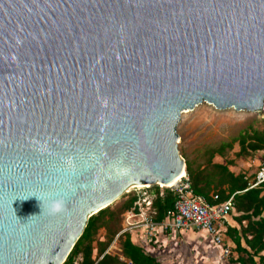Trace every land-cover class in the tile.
I'll return each instance as SVG.
<instances>
[{
    "label": "water",
    "instance_id": "water-1",
    "mask_svg": "<svg viewBox=\"0 0 264 264\" xmlns=\"http://www.w3.org/2000/svg\"><path fill=\"white\" fill-rule=\"evenodd\" d=\"M203 102L264 109V0H0V264H64L91 216L187 174Z\"/></svg>",
    "mask_w": 264,
    "mask_h": 264
},
{
    "label": "trees",
    "instance_id": "trees-1",
    "mask_svg": "<svg viewBox=\"0 0 264 264\" xmlns=\"http://www.w3.org/2000/svg\"><path fill=\"white\" fill-rule=\"evenodd\" d=\"M235 143L240 146L237 157L264 151V127L262 130H244L232 141L207 145L197 156L184 157L186 172L193 192L203 195L209 202L214 203L212 194L215 193L220 201L233 197V210L239 213L236 219L240 223L248 221L241 231L249 249L242 248L240 240L237 242L240 252L238 261L241 264H264V186L250 188L251 182L244 173L230 169L235 162L227 158ZM217 157L224 161H217ZM152 189L154 196L151 197L150 216L154 221L161 222L173 208L177 192L172 188L162 191L159 185ZM123 197L125 199L120 204L110 205L89 218L82 236L64 264H161L142 245L132 241L128 230L123 231L124 215L128 212L139 213L138 202L142 198L136 193L124 194ZM100 230L105 231L103 240L98 238ZM229 232L235 230L229 228ZM116 237L119 252L112 253L108 248Z\"/></svg>",
    "mask_w": 264,
    "mask_h": 264
},
{
    "label": "rangeland",
    "instance_id": "rangeland-1",
    "mask_svg": "<svg viewBox=\"0 0 264 264\" xmlns=\"http://www.w3.org/2000/svg\"><path fill=\"white\" fill-rule=\"evenodd\" d=\"M263 127L264 109L261 112L238 111L234 108L221 110L209 103L203 102L193 110L182 114L181 120L177 125V133L179 134L178 150L182 157H195L207 145H217L223 141H232L233 138L239 136L244 130H262ZM239 149V144L235 143L234 149L228 154L227 159L235 162L238 169L251 174L264 161V152H251L246 156L237 157ZM217 159L224 161L220 157H217ZM154 186L131 187L125 194L136 193L140 194L143 198L146 192L148 196L152 197L154 196L152 189ZM159 187L162 191L170 188L164 184H160ZM124 199L125 197L122 196L112 206L120 204ZM148 214H150L149 211ZM127 220L128 216L126 213L123 220L124 229L128 227L129 223ZM132 222H134V219H132ZM193 231L202 232L198 229H193ZM176 234L181 240L183 239L181 231H178ZM98 238L102 240L105 238L104 230H100ZM149 245L153 248L152 251L155 255L166 264H201L197 259L198 254L187 243H179L177 246L169 243L161 246L160 243H155L153 240L150 241ZM108 250H111L113 253L119 252V240L117 241V237L113 240Z\"/></svg>",
    "mask_w": 264,
    "mask_h": 264
},
{
    "label": "built area",
    "instance_id": "built-area-1",
    "mask_svg": "<svg viewBox=\"0 0 264 264\" xmlns=\"http://www.w3.org/2000/svg\"><path fill=\"white\" fill-rule=\"evenodd\" d=\"M258 186H264V161L258 166L255 177L250 183V188ZM170 188L176 190L177 197L166 218L161 222L154 221L148 214L151 198L144 196L138 202L143 220L131 225V228L144 226V234L148 237L152 236L156 230L162 233H174L182 230L198 229L205 232L214 245L221 250V258L227 264H241L238 261L239 257L232 251L231 246L226 241L229 219L234 208L233 197L223 203L211 204L203 195L193 192L187 174ZM121 259L123 258L121 257Z\"/></svg>",
    "mask_w": 264,
    "mask_h": 264
},
{
    "label": "crops",
    "instance_id": "crops-1",
    "mask_svg": "<svg viewBox=\"0 0 264 264\" xmlns=\"http://www.w3.org/2000/svg\"><path fill=\"white\" fill-rule=\"evenodd\" d=\"M216 160L219 162H223L218 159ZM230 169L234 172L244 173L249 178L250 182H252V180L254 179L255 173L257 171L256 169V170H253L251 174H248L247 172L238 169V166L236 165V163H234V165L233 164L230 165ZM246 170L249 171L248 168H246ZM145 195H147L146 192L144 193V196ZM217 197L218 195L216 193L212 194V201H214V203H211V202L210 203L211 204L223 203L229 199L228 198L225 201H220V198L219 197L217 198ZM140 212L139 213H135V212L127 213V216H128L127 221L129 224H128V227L125 228L123 231H126V230L130 231L132 241L136 244L142 245L146 249L147 252L157 257L158 260L161 262V264H166V263L163 262L161 258L156 256L155 253L152 251L153 248L149 245L150 241L154 240L155 243H160L161 246L167 245L169 243L176 245V246L179 243H187L190 246H192V248H194V252L198 254L197 259L199 260L198 261L199 263L201 264H227V262L221 258V250L214 245V243L206 235L205 232L199 233V232L193 231V229L182 230L181 233H182L183 239L181 240L179 236L176 234L177 232L162 233L161 231L156 230L152 236L148 237V236H145L144 234V226L131 228V225H134L143 220V215H141ZM238 215L239 213H237L235 210L231 212L230 219H229V226L226 232V241L231 246L232 251L239 257L240 252L237 249V242L239 240H240L242 248H247V249L249 248L245 242V238L243 237L242 231H241L242 227L245 228L247 226L248 221L244 220L242 221V223H240L236 219ZM263 217H264V214H263ZM132 219H134V222H132ZM229 228H233L235 232H229ZM249 237H251V235ZM108 251L111 252V250H108Z\"/></svg>",
    "mask_w": 264,
    "mask_h": 264
},
{
    "label": "bare ground",
    "instance_id": "bare-ground-1",
    "mask_svg": "<svg viewBox=\"0 0 264 264\" xmlns=\"http://www.w3.org/2000/svg\"><path fill=\"white\" fill-rule=\"evenodd\" d=\"M184 175H185V173L183 172V173L181 174L180 177H178L177 179L173 180L172 182H170V183L167 184L166 186L171 187V186L175 185L176 181H178V180H179L181 177H183ZM138 187H139V186H138ZM140 187H142V186H140ZM146 187H147V186H146Z\"/></svg>",
    "mask_w": 264,
    "mask_h": 264
},
{
    "label": "clouds",
    "instance_id": "clouds-1",
    "mask_svg": "<svg viewBox=\"0 0 264 264\" xmlns=\"http://www.w3.org/2000/svg\"><path fill=\"white\" fill-rule=\"evenodd\" d=\"M59 210H60V204L58 202L57 203H53L52 211L56 212V211H59Z\"/></svg>",
    "mask_w": 264,
    "mask_h": 264
}]
</instances>
